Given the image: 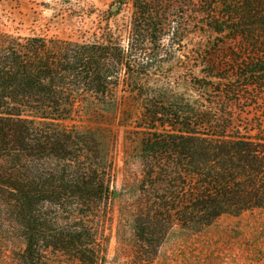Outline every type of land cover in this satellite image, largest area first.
<instances>
[{"label":"trees","instance_id":"obj_1","mask_svg":"<svg viewBox=\"0 0 264 264\" xmlns=\"http://www.w3.org/2000/svg\"><path fill=\"white\" fill-rule=\"evenodd\" d=\"M127 2L123 35L93 32V42L0 29L1 264L104 263L117 196L113 139L65 121L87 109L115 114L133 98L140 112L130 132L141 160L130 209L133 264L152 263L173 223L200 227L264 207V110L248 118L221 108L240 92L249 94L245 114L264 105V0H187L166 10L164 0H119L118 9ZM178 5L188 13L180 17ZM191 28L242 41L251 52L230 57L252 60L224 76L203 67L196 97L106 90L125 81L113 71L169 60ZM228 84L234 96L220 104L214 92ZM80 86L94 90L74 89Z\"/></svg>","mask_w":264,"mask_h":264},{"label":"rangeland","instance_id":"obj_2","mask_svg":"<svg viewBox=\"0 0 264 264\" xmlns=\"http://www.w3.org/2000/svg\"><path fill=\"white\" fill-rule=\"evenodd\" d=\"M186 1L164 0V10L177 6V2ZM118 5L119 0H0V29L27 37L55 36L60 39L93 42L98 39L93 32L98 35L103 30L110 32L112 36L123 35L122 21L130 14V3H123L120 9ZM117 9L118 12L113 13ZM188 11L186 6L178 5L180 17ZM189 21L190 25L194 22ZM194 29L183 32L179 44H175L177 50L174 55L160 65H152L140 72L125 66L113 71L112 74L125 81L107 87L106 90L115 91L118 95H129L130 90L138 91L142 95L154 90L168 93L174 91L190 93L196 97V84L193 82L206 75L203 67L206 70L214 69L218 71L217 75L224 76L233 68L239 69L252 60L250 56H243L238 60L230 57V51L235 49L251 52L242 41L225 38L217 40L214 39L215 34L208 29ZM209 44L210 48H207ZM132 76L138 80L130 81ZM209 78L217 81L215 77ZM74 89L80 92L94 90L90 86ZM230 89L231 85L228 84L215 90L214 95L220 104L225 102L226 97L234 96L226 94ZM240 93L234 103L225 106L221 104V108L229 109L233 115L241 114L248 118L256 117L254 113L259 114L264 110V105L261 108L249 106L248 113L242 112L245 111V99L249 94ZM137 101L133 98L122 102L115 114H97L87 109L86 112H81V116L65 121L66 124L98 129L113 139L114 185L117 196L112 203V222L105 226L109 241L103 264H133L130 209L139 194L137 183L141 177V160L138 156V140L130 131L133 128V119L140 112ZM259 101L262 100L259 98ZM151 264H264V207L238 214L224 213L200 227H182L173 223L158 246Z\"/></svg>","mask_w":264,"mask_h":264},{"label":"water","instance_id":"obj_3","mask_svg":"<svg viewBox=\"0 0 264 264\" xmlns=\"http://www.w3.org/2000/svg\"><path fill=\"white\" fill-rule=\"evenodd\" d=\"M115 8H116V5L113 6V9H115Z\"/></svg>","mask_w":264,"mask_h":264}]
</instances>
